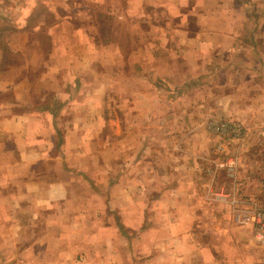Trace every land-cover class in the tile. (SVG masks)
<instances>
[{
  "label": "crops",
  "instance_id": "0c3cea01",
  "mask_svg": "<svg viewBox=\"0 0 264 264\" xmlns=\"http://www.w3.org/2000/svg\"><path fill=\"white\" fill-rule=\"evenodd\" d=\"M215 115L264 128V0H0V264H264Z\"/></svg>",
  "mask_w": 264,
  "mask_h": 264
},
{
  "label": "rangeland",
  "instance_id": "374dc122",
  "mask_svg": "<svg viewBox=\"0 0 264 264\" xmlns=\"http://www.w3.org/2000/svg\"><path fill=\"white\" fill-rule=\"evenodd\" d=\"M9 1L13 2V0H9ZM261 48H263V47H261ZM207 119H213L215 121H235V122H238L246 128V130L249 133V136L245 140L243 139L244 141L243 140L229 141V140L221 139L218 136H216L215 134L211 133L207 129V126H206ZM261 128L249 127L248 125L242 124V122L237 120V119L229 118V117H226L223 115L203 117L202 123L199 124L198 131L203 132V134H205V135H203L202 143L204 145L206 142L210 143L211 151L213 152L211 155V158H209L210 162H208L209 163L208 167H210L211 165L214 166L215 161H217V163H218V162H227L229 159H235L236 160V156L232 155L234 153L232 151H242L244 156H245L244 151H247L246 153H248V154H246V157L248 159V162L252 165L253 170H250V168H248L247 172L246 171L243 172L244 177H247L249 175V176H251L252 179H254V178L260 179L264 183V168H263V163H264V135H261L259 133V131L260 132L264 131V128L263 127H261ZM257 129H259V131ZM107 132H108L107 135L109 136L110 135L109 129H107ZM107 135H106V139H104L102 142L103 147H104V149L102 151H110L111 144L116 142V141L110 140ZM220 145H223L224 152H221L220 150H218V147ZM212 146H213V148H212ZM138 159H141V157H138ZM248 166H249V164H248ZM222 170H226V169H222ZM245 173H246V175H245ZM240 177L243 178V176H240ZM237 198H241L244 200L247 197L239 196ZM251 200H256V199H251ZM256 201L258 203L264 205V197L260 198V200L258 199Z\"/></svg>",
  "mask_w": 264,
  "mask_h": 264
},
{
  "label": "built area",
  "instance_id": "2783aa9c",
  "mask_svg": "<svg viewBox=\"0 0 264 264\" xmlns=\"http://www.w3.org/2000/svg\"><path fill=\"white\" fill-rule=\"evenodd\" d=\"M206 126L211 133L224 140H245L249 136L246 128L235 121H215L209 119ZM218 150L224 152L223 145H220ZM217 166L220 169L230 168V173L232 172V175H235L238 164L235 159H229L227 162H218ZM233 204L236 221L240 225L251 227L259 234L264 235V205L258 203L256 200H243L241 198L234 200Z\"/></svg>",
  "mask_w": 264,
  "mask_h": 264
}]
</instances>
